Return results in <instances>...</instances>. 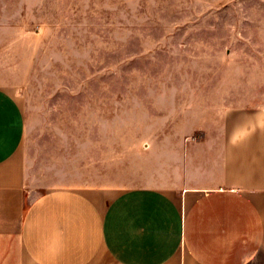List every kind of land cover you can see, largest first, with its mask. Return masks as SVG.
<instances>
[{"label": "rangeland", "instance_id": "obj_1", "mask_svg": "<svg viewBox=\"0 0 264 264\" xmlns=\"http://www.w3.org/2000/svg\"><path fill=\"white\" fill-rule=\"evenodd\" d=\"M262 59L264 0H0V88L39 190L151 185V142L259 101Z\"/></svg>", "mask_w": 264, "mask_h": 264}, {"label": "crops", "instance_id": "obj_2", "mask_svg": "<svg viewBox=\"0 0 264 264\" xmlns=\"http://www.w3.org/2000/svg\"><path fill=\"white\" fill-rule=\"evenodd\" d=\"M262 61L259 101L151 142V185L124 189L34 188L23 109L0 88V264H264Z\"/></svg>", "mask_w": 264, "mask_h": 264}]
</instances>
